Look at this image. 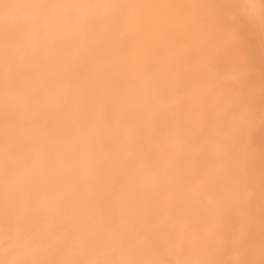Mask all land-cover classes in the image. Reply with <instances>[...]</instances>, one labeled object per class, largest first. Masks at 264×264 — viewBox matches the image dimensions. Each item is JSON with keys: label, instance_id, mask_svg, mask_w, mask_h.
I'll return each mask as SVG.
<instances>
[{"label": "bare ground", "instance_id": "obj_1", "mask_svg": "<svg viewBox=\"0 0 264 264\" xmlns=\"http://www.w3.org/2000/svg\"><path fill=\"white\" fill-rule=\"evenodd\" d=\"M0 262L264 264V0H0Z\"/></svg>", "mask_w": 264, "mask_h": 264}, {"label": "clouds", "instance_id": "obj_2", "mask_svg": "<svg viewBox=\"0 0 264 264\" xmlns=\"http://www.w3.org/2000/svg\"><path fill=\"white\" fill-rule=\"evenodd\" d=\"M0 264H3V262H0Z\"/></svg>", "mask_w": 264, "mask_h": 264}]
</instances>
